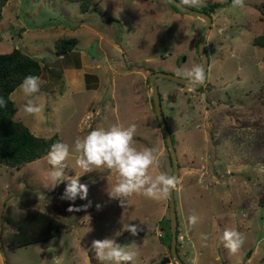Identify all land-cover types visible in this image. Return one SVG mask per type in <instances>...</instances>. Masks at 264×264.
Segmentation results:
<instances>
[{"label": "rangeland", "instance_id": "rangeland-1", "mask_svg": "<svg viewBox=\"0 0 264 264\" xmlns=\"http://www.w3.org/2000/svg\"><path fill=\"white\" fill-rule=\"evenodd\" d=\"M213 1L224 5L210 12L205 82L190 88L155 79L179 164L177 251L186 262L184 255L192 254L189 264H264V204L259 202L264 188L259 171L264 166V47L253 41L264 33L262 0H245L243 9L231 8L227 0H202L198 8ZM110 15L118 21L106 20ZM204 24L202 17L177 10L168 0H94L84 11L75 0H7L0 18V52L26 45L43 52L36 94L42 112L32 117L20 111L26 98L19 84L10 94L15 117L36 134L58 133L70 149L77 136L97 127L135 124V146L163 153L153 174L171 175L148 76L154 70L176 73L201 64L197 41ZM60 37H76V49L57 54L54 43ZM78 69L84 81L70 83L66 74L74 77L71 70ZM47 154L19 166L0 164V264H101L91 246L105 238L126 247L135 242L139 255L132 264H175L173 259L161 263L170 255L168 199L137 196L125 209L107 194L108 174L93 171L80 177L89 186L87 199L61 200L67 180L54 190L43 186L51 171ZM65 164V175L75 176L74 154ZM115 179L113 174L110 180ZM70 206L81 210L69 212ZM26 210L49 211L64 226L47 239L10 249L5 215L18 217ZM191 215L199 217L195 226L188 222ZM122 218L139 226L137 236L123 230ZM226 229L246 238L236 255L221 243Z\"/></svg>", "mask_w": 264, "mask_h": 264}, {"label": "clouds", "instance_id": "clouds-1", "mask_svg": "<svg viewBox=\"0 0 264 264\" xmlns=\"http://www.w3.org/2000/svg\"><path fill=\"white\" fill-rule=\"evenodd\" d=\"M201 3L202 0H178L177 6L184 9L198 8ZM244 7L245 0H231V8L243 9ZM175 75L187 81L190 88L201 86L206 79L205 67L202 64H194L189 69L177 71ZM40 89V78L35 75L26 76L19 85L18 91L26 98L20 111L26 116L37 117L42 112L43 105L38 103L39 96L36 95ZM6 106L7 101L0 97V107ZM136 132L135 124L124 126L117 123L108 128L97 127L86 135L77 136L71 149L67 143L62 141L52 144L46 156L51 171L43 184L44 188L54 190L67 180L68 183L60 197L61 200L74 203L78 198L87 199L89 186L81 183L80 177L86 173L98 171L108 174L106 191L109 198L118 200L120 206L125 209L132 206L137 196L157 202L167 200L177 188L180 182L179 177L164 172L153 174L155 168L159 167V157L163 153L158 148L138 149L134 141ZM70 152L75 158L76 174L73 177L66 176L63 171ZM259 171L264 173V166L260 167ZM113 174L116 177L114 183L110 180ZM100 207L97 205L98 209ZM80 210V208L71 206L68 209L69 212ZM188 222L191 226H195L199 222V217L191 215L188 217ZM121 223L124 231L130 232L133 236L138 235L140 231L138 225L125 223L123 218ZM120 234V232L116 233L117 236ZM202 239L207 241L208 236L202 234ZM220 239L229 254L236 255L244 245L246 238L236 230L226 229ZM91 247L101 264H132L139 255L135 242L126 247L117 243L114 238L94 240Z\"/></svg>", "mask_w": 264, "mask_h": 264}, {"label": "trees", "instance_id": "trees-1", "mask_svg": "<svg viewBox=\"0 0 264 264\" xmlns=\"http://www.w3.org/2000/svg\"><path fill=\"white\" fill-rule=\"evenodd\" d=\"M75 1L80 2L82 11L88 9L90 3L94 2V0ZM6 2L7 0H0V18ZM229 2L231 1H226V3ZM222 5H224V2H208L204 5L203 10L210 13L214 7ZM92 7H95V5ZM261 7L263 8L262 12H264V0L261 1ZM105 19L118 21L117 18L111 15L106 16ZM253 41L255 44L264 47V33L256 35ZM76 43V37H60L54 44L57 53L65 54ZM41 65L36 56L23 51L17 46L8 51L0 52V97L7 101L6 107H0V164L19 166L33 161L47 154L52 144L61 141L58 133L54 132L51 135L36 134L21 119H17L15 117L17 107L13 99L9 98L11 92L21 84L26 76H40L42 72ZM172 139L174 142L173 136ZM259 202L262 205L264 204V188ZM5 221L8 228L5 245L10 249L47 239L58 234L64 226L63 221L56 218L49 211L26 210L18 217H14L8 212L5 215ZM1 247L4 249L3 243Z\"/></svg>", "mask_w": 264, "mask_h": 264}, {"label": "water", "instance_id": "water-1", "mask_svg": "<svg viewBox=\"0 0 264 264\" xmlns=\"http://www.w3.org/2000/svg\"><path fill=\"white\" fill-rule=\"evenodd\" d=\"M177 2H178V0H173V2H171V4L176 9L183 11V12L195 14V15L200 16L204 19L205 24L199 33V37H198V41H197V50H198V53L200 55L201 64L205 67L206 78H207V72H208V67H209V56H208L207 50L205 48V40H206L207 31L211 27L212 16L210 13H208L202 9H199V8H186V9H184V8L178 7ZM21 49L23 51H25L24 47H22ZM100 51L101 50L98 48V46H96L95 47V53L98 54ZM182 58L184 59L185 56L183 55ZM159 76L169 78V79H172V80L180 82V83H187V81H185L182 78H178L175 75V72L167 71V70H154L148 76V80L151 84V93H152V102H153L154 111H155L158 123L161 126V130H162L166 145L169 149V155H170V160H171V165H172L171 175L177 176L178 168H179V164H178V160H177V152H176V149L174 146V142L172 139L171 132L168 128L164 114L162 112L161 96H160V92L158 89V84L155 80L156 77H159ZM196 88H198V87H196ZM201 94H204V91L201 90ZM168 218H169V229H170V241H169L170 255L165 256L162 259L161 263L168 262L172 258L175 261V263H177V264H189L188 262H186L185 260H183L180 257V255L178 254V251H177V241H178L177 224H178V222H177L176 200H175V196H174V191L168 197ZM247 255H249V253Z\"/></svg>", "mask_w": 264, "mask_h": 264}, {"label": "crops", "instance_id": "crops-1", "mask_svg": "<svg viewBox=\"0 0 264 264\" xmlns=\"http://www.w3.org/2000/svg\"><path fill=\"white\" fill-rule=\"evenodd\" d=\"M77 43H78V41H77ZM77 43H76V45H77ZM75 45V46H76ZM75 46L72 48V49H70V50H68L67 52H70V51H72L73 49H76L75 48ZM25 48V51H27L28 53H30L31 55H33L34 56V54H36L37 55V58L40 60V57H42L41 55H42V53L43 52H39V53H35L37 50H36V47L35 46H32V47H29L28 45H26V47H24ZM55 52H56V47H55V44H54V49H53ZM51 53H53L52 51H51ZM57 53V52H56ZM57 54H59V53H57ZM60 55H62V54H60ZM80 55V54H79ZM38 56H40V57H38ZM80 57H81V59H83V56L82 55H80L79 56V59H80ZM76 66V65H75ZM68 68V67H67ZM76 68V67H75ZM65 73L67 72V70L64 68V70H63ZM74 71H75V73H74ZM71 70V72H73V74H74V77H72V76H67V74H66V78L68 79V81L71 83H80V82H82V81H84V75L82 74V71L80 70V69H78V70ZM68 74H71L69 71H68ZM192 255V254H191ZM191 255H184L185 257H186V259H188L189 261H190V258H191ZM167 256H169V255H167ZM194 256V255H193ZM172 260V258L170 259V261ZM189 261H187V262H189ZM169 262V261H168ZM191 262V261H190ZM192 264V263H191Z\"/></svg>", "mask_w": 264, "mask_h": 264}]
</instances>
